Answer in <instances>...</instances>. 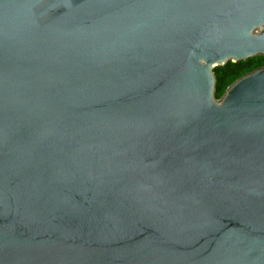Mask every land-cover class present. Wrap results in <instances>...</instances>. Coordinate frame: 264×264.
Returning a JSON list of instances; mask_svg holds the SVG:
<instances>
[{"label":"water","instance_id":"obj_1","mask_svg":"<svg viewBox=\"0 0 264 264\" xmlns=\"http://www.w3.org/2000/svg\"><path fill=\"white\" fill-rule=\"evenodd\" d=\"M264 0H0V264H264Z\"/></svg>","mask_w":264,"mask_h":264},{"label":"trees","instance_id":"obj_2","mask_svg":"<svg viewBox=\"0 0 264 264\" xmlns=\"http://www.w3.org/2000/svg\"><path fill=\"white\" fill-rule=\"evenodd\" d=\"M262 65H264V56L256 55L244 60L215 66L213 69L215 75V97L219 99L226 88L236 79Z\"/></svg>","mask_w":264,"mask_h":264}]
</instances>
